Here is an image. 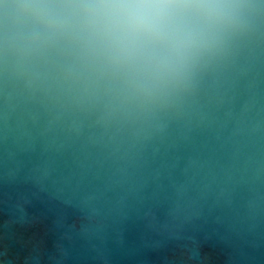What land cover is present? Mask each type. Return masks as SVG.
Here are the masks:
<instances>
[{
    "label": "water",
    "instance_id": "obj_1",
    "mask_svg": "<svg viewBox=\"0 0 264 264\" xmlns=\"http://www.w3.org/2000/svg\"><path fill=\"white\" fill-rule=\"evenodd\" d=\"M0 0V264H264V0L184 90L127 97Z\"/></svg>",
    "mask_w": 264,
    "mask_h": 264
},
{
    "label": "clouds",
    "instance_id": "obj_2",
    "mask_svg": "<svg viewBox=\"0 0 264 264\" xmlns=\"http://www.w3.org/2000/svg\"><path fill=\"white\" fill-rule=\"evenodd\" d=\"M39 29L29 46L70 45L92 72L129 98L165 100L238 26L240 0H20L10 5Z\"/></svg>",
    "mask_w": 264,
    "mask_h": 264
}]
</instances>
